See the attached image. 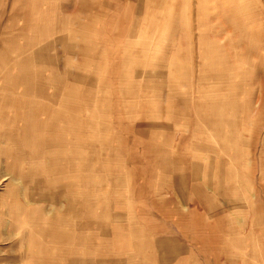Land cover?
Wrapping results in <instances>:
<instances>
[{"label":"rangeland","instance_id":"1","mask_svg":"<svg viewBox=\"0 0 264 264\" xmlns=\"http://www.w3.org/2000/svg\"><path fill=\"white\" fill-rule=\"evenodd\" d=\"M0 264H264V0H0Z\"/></svg>","mask_w":264,"mask_h":264},{"label":"crops","instance_id":"2","mask_svg":"<svg viewBox=\"0 0 264 264\" xmlns=\"http://www.w3.org/2000/svg\"><path fill=\"white\" fill-rule=\"evenodd\" d=\"M180 248L182 247L183 248V246H179Z\"/></svg>","mask_w":264,"mask_h":264}]
</instances>
